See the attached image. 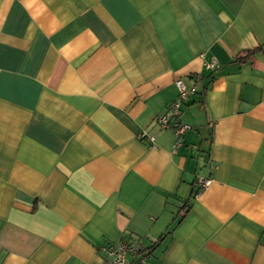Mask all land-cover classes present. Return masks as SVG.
<instances>
[{
	"label": "crops",
	"instance_id": "0c3cea01",
	"mask_svg": "<svg viewBox=\"0 0 264 264\" xmlns=\"http://www.w3.org/2000/svg\"><path fill=\"white\" fill-rule=\"evenodd\" d=\"M177 79L175 148L154 119ZM119 240L264 264V0H0V264H101Z\"/></svg>",
	"mask_w": 264,
	"mask_h": 264
},
{
	"label": "built area",
	"instance_id": "2783aa9c",
	"mask_svg": "<svg viewBox=\"0 0 264 264\" xmlns=\"http://www.w3.org/2000/svg\"><path fill=\"white\" fill-rule=\"evenodd\" d=\"M208 68H215L216 61L212 60L206 64ZM177 89V97L168 105V112L160 113L155 117L156 124L161 129L171 128L175 135L174 146L177 148L182 142V137L185 131L190 130L192 127L188 124L173 121V115L179 110L180 105L184 103L191 95L196 93L194 86H187L181 79L175 80ZM139 139L152 140L146 132L142 131L138 135ZM209 179H198V184L201 189L209 185ZM106 254L105 260L101 264H144L145 253H143V246L137 242L129 240H119L115 243H107L103 247ZM130 252L133 260H128L126 253Z\"/></svg>",
	"mask_w": 264,
	"mask_h": 264
},
{
	"label": "trees",
	"instance_id": "16d2710c",
	"mask_svg": "<svg viewBox=\"0 0 264 264\" xmlns=\"http://www.w3.org/2000/svg\"><path fill=\"white\" fill-rule=\"evenodd\" d=\"M250 54H252V52H251V51H247V52L245 53V56L247 57V56H249ZM163 237H164V235H163L162 237H160L159 240H161ZM151 248H152V246H150V247H145V248H144V252H149Z\"/></svg>",
	"mask_w": 264,
	"mask_h": 264
},
{
	"label": "rangeland",
	"instance_id": "374dc122",
	"mask_svg": "<svg viewBox=\"0 0 264 264\" xmlns=\"http://www.w3.org/2000/svg\"><path fill=\"white\" fill-rule=\"evenodd\" d=\"M195 129V128H194Z\"/></svg>",
	"mask_w": 264,
	"mask_h": 264
}]
</instances>
